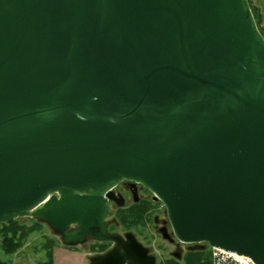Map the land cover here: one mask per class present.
Wrapping results in <instances>:
<instances>
[{
    "label": "water",
    "instance_id": "95a60500",
    "mask_svg": "<svg viewBox=\"0 0 264 264\" xmlns=\"http://www.w3.org/2000/svg\"><path fill=\"white\" fill-rule=\"evenodd\" d=\"M122 181L178 241L264 264V39L247 0H0V225L116 240Z\"/></svg>",
    "mask_w": 264,
    "mask_h": 264
},
{
    "label": "flooded vegetation",
    "instance_id": "af4514ba",
    "mask_svg": "<svg viewBox=\"0 0 264 264\" xmlns=\"http://www.w3.org/2000/svg\"><path fill=\"white\" fill-rule=\"evenodd\" d=\"M116 202H107L106 231L116 240L85 239L77 246L85 252L87 264H191L210 261V248L204 243H182L173 236L165 212L153 211L157 202L139 184L119 182L113 188ZM113 207L114 210H110ZM141 207V211H127ZM161 214V215H160ZM162 215H165L162 216ZM137 220L135 217H139ZM126 219V220H123Z\"/></svg>",
    "mask_w": 264,
    "mask_h": 264
},
{
    "label": "rangeland",
    "instance_id": "374dc122",
    "mask_svg": "<svg viewBox=\"0 0 264 264\" xmlns=\"http://www.w3.org/2000/svg\"><path fill=\"white\" fill-rule=\"evenodd\" d=\"M251 6L253 7V5ZM254 10L256 12L255 8ZM257 16L259 19L257 21V26L261 32H264L263 20L260 19L261 17L258 14ZM156 202L157 203L154 204L153 211L159 213L164 212V208L161 203L158 201ZM110 208V210H114L113 207ZM162 216L165 217V215ZM47 239H50L54 242V246L51 251L52 264H87L85 263V251L81 247L68 248L61 245L59 239L55 237L44 224L41 225L39 231L31 233L25 240L23 246L15 253L11 255H5L0 251V260L6 261L8 264H38L45 259L43 245ZM210 264H212L211 260Z\"/></svg>",
    "mask_w": 264,
    "mask_h": 264
},
{
    "label": "trees",
    "instance_id": "16d2710c",
    "mask_svg": "<svg viewBox=\"0 0 264 264\" xmlns=\"http://www.w3.org/2000/svg\"><path fill=\"white\" fill-rule=\"evenodd\" d=\"M251 14L254 18L255 24L257 26L258 16L251 6L250 0H247ZM258 31L262 35L264 39V32H261L257 26ZM142 209L141 207H132L127 211L132 213L140 212ZM137 220L140 219L139 217H135ZM27 220V221H26ZM126 220V219H123ZM42 223L38 220H33L29 218H16L14 220L8 221L0 225V251L3 252L5 255H11L18 251L24 244L27 237L35 232L39 231ZM54 246V242L50 239H47L45 244L43 245L45 259L38 264H52V248ZM196 259H202L206 261L204 263H191V264H210V261L207 258H204L200 255ZM0 264H8L6 261L0 260Z\"/></svg>",
    "mask_w": 264,
    "mask_h": 264
},
{
    "label": "built area",
    "instance_id": "2783aa9c",
    "mask_svg": "<svg viewBox=\"0 0 264 264\" xmlns=\"http://www.w3.org/2000/svg\"><path fill=\"white\" fill-rule=\"evenodd\" d=\"M210 260L212 264H254L249 258L210 247Z\"/></svg>",
    "mask_w": 264,
    "mask_h": 264
},
{
    "label": "crops",
    "instance_id": "0c3cea01",
    "mask_svg": "<svg viewBox=\"0 0 264 264\" xmlns=\"http://www.w3.org/2000/svg\"><path fill=\"white\" fill-rule=\"evenodd\" d=\"M251 5L256 9L257 14L261 17L264 24V0H251Z\"/></svg>",
    "mask_w": 264,
    "mask_h": 264
}]
</instances>
